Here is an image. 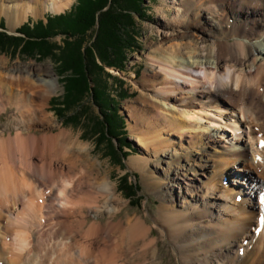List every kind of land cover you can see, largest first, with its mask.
Returning a JSON list of instances; mask_svg holds the SVG:
<instances>
[{
	"label": "bare ground",
	"instance_id": "obj_1",
	"mask_svg": "<svg viewBox=\"0 0 264 264\" xmlns=\"http://www.w3.org/2000/svg\"><path fill=\"white\" fill-rule=\"evenodd\" d=\"M47 1L60 12L74 0H0V11L14 30ZM157 12L144 92L125 107L142 150L126 163L156 196L152 224L118 218L111 169L47 112L50 65H0V115L15 120L0 127V264H158V238L172 250L161 264H264V0Z\"/></svg>",
	"mask_w": 264,
	"mask_h": 264
},
{
	"label": "rangeland",
	"instance_id": "obj_2",
	"mask_svg": "<svg viewBox=\"0 0 264 264\" xmlns=\"http://www.w3.org/2000/svg\"><path fill=\"white\" fill-rule=\"evenodd\" d=\"M78 1L74 0L60 12L47 6V1L37 13H28L14 30L8 28L7 15L0 11V65L11 66L16 61L50 65L58 88L49 98L47 112H53V117L61 123V127L81 132L82 140L91 143L90 153L103 166L111 169L113 180L118 182L117 190L126 202L118 218L128 211L130 214H142L144 220L152 224L150 214L155 211L156 196L142 184L138 171L127 167L126 163L131 155L142 150L134 140L135 132L129 128L132 122L125 107L144 92L141 75L147 66V54H152L149 46L153 47L154 42L161 37V18L157 7L161 2L169 3L171 0H107L105 6L97 9L96 13L92 7L87 8L93 15V19H88L93 22L90 27L80 19H59L50 26L48 21L51 18L73 11ZM124 6L130 8L127 14L122 10ZM107 11L111 17L106 15ZM171 11L173 9L165 11L168 17ZM120 22H125L133 31V36L129 30L125 37L127 40H131L129 36L133 37L136 46L126 51L121 68L104 66L100 69L96 67L100 66V60L95 58V47L105 49L110 60L117 59V55L113 54L116 39L111 35L116 27L118 29ZM93 58L97 64L92 63ZM76 63H82L83 72H75ZM114 113L120 116L125 134L110 128ZM14 123L10 109L0 115V127L12 132ZM178 189L175 186L174 195ZM153 232L156 234L157 229L154 228ZM158 239L157 260L161 264L160 250L165 255L172 250L166 239Z\"/></svg>",
	"mask_w": 264,
	"mask_h": 264
},
{
	"label": "trees",
	"instance_id": "obj_3",
	"mask_svg": "<svg viewBox=\"0 0 264 264\" xmlns=\"http://www.w3.org/2000/svg\"><path fill=\"white\" fill-rule=\"evenodd\" d=\"M106 2H107V0H79L78 4L76 5V7H74L73 11H70L68 14H64V15H61L59 17L56 16L53 19L51 18L48 22H49V24L51 26L52 24H54L59 19L62 20V21L63 20L67 21L68 19H70V20H72V19L73 20L80 19V21L83 20L82 22H84L85 24H88V27H90V25H92L93 22L88 21V19H93V15H92V13L90 14V12L88 11L87 8L89 6L92 7L91 9H93L94 10L93 12L96 13L97 9L103 8L105 6ZM129 9H130L129 6H124L122 10L125 11V14H127ZM91 12H92V10H91ZM105 13L108 16L110 15L109 11H107ZM110 17H111V15H110ZM117 17H119V15ZM119 18H118V21L120 20ZM110 22H112V20ZM50 26H48V27H50ZM24 27H25V25H24ZM88 27H86V28H88ZM21 29H22V27H21ZM129 30H130V28L125 24V22H120L119 26H118V29L116 27L115 30L112 31L111 37L112 38L115 37V39H116L115 45L113 46V50H114L113 54L117 55V59L110 60L108 58V55L105 53L106 52L105 49H102V47H100V46H99V48L97 46L95 47V49H96L95 58H99V60H100L99 61L100 62V66L96 65V67H99L100 69H103L104 66H111V67L121 68L120 65L125 60L126 51L128 49H131L132 46L133 47L136 46L134 44L135 39L133 37H131V36L134 35L132 30H130L131 31L130 32L131 36H129L131 40H127V38L125 37L127 35L126 33H129ZM118 32H119V34H118ZM96 45H98V44H96ZM80 46H81V44H80ZM104 48H106V46H104ZM91 53L93 55V51ZM77 56H78V54H77ZM95 58H93V62H92L93 64H97L96 61H95ZM73 61H75V60H73ZM64 65L68 66L66 64H64ZM75 66H76L75 67L76 68V71H75L76 73L83 72L82 63L78 64V65L76 63ZM66 68H68V67H66ZM70 68H73V67L70 66ZM65 82H66L65 83V88H67V86H68L67 85V81H65ZM112 115L113 116L111 118V122L109 123L110 128L117 129L120 134L121 133L125 134L126 130L123 128L124 124H123L122 120L120 119V116L116 115V113H114Z\"/></svg>",
	"mask_w": 264,
	"mask_h": 264
},
{
	"label": "snow or ice",
	"instance_id": "obj_4",
	"mask_svg": "<svg viewBox=\"0 0 264 264\" xmlns=\"http://www.w3.org/2000/svg\"><path fill=\"white\" fill-rule=\"evenodd\" d=\"M262 146H264V142H262Z\"/></svg>",
	"mask_w": 264,
	"mask_h": 264
}]
</instances>
